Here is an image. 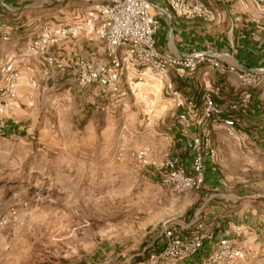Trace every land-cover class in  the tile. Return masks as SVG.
Wrapping results in <instances>:
<instances>
[{"label": "rangeland", "instance_id": "1", "mask_svg": "<svg viewBox=\"0 0 264 264\" xmlns=\"http://www.w3.org/2000/svg\"><path fill=\"white\" fill-rule=\"evenodd\" d=\"M4 4L20 8L24 20L55 22L88 6L87 0H0V13ZM79 46L91 47L86 38ZM38 78L35 105L22 104L0 122V264H139L163 222H189L197 213L216 231L228 222L241 226L238 242L253 249L241 264H264L263 154L218 131V160L206 184L180 197L161 187L135 154L149 147L161 158L171 147L185 155L170 99L164 91L156 97L161 82L148 86L157 102L148 125L144 103L129 91L105 96L96 85L52 87Z\"/></svg>", "mask_w": 264, "mask_h": 264}, {"label": "built area", "instance_id": "2", "mask_svg": "<svg viewBox=\"0 0 264 264\" xmlns=\"http://www.w3.org/2000/svg\"><path fill=\"white\" fill-rule=\"evenodd\" d=\"M87 2L84 10L74 9L71 20L65 22L45 16L24 20L20 8L3 5L0 122L11 118L22 104L35 105L38 74H42V79L52 82V87L60 81H69L76 86L96 85L105 96H120L129 91L144 103V120L149 125L157 102L148 86L161 82L162 91L173 105L171 122L181 126L184 141L180 151L185 155L175 154L169 147L159 158L149 147H142L135 152L136 157L145 168L156 173L161 187L178 196L186 198L201 190L208 169L218 160L213 139L215 125H222L239 145L249 148V134L238 128L237 113L247 112L253 101L252 89L264 83V65L245 67L228 63L225 53L211 49L173 55L158 47L160 16H170L167 9L187 19L213 21L215 11L206 0ZM252 2L264 17V0ZM12 16L13 22L9 20ZM19 29L21 33L15 37ZM81 38L91 45L85 52L82 46L77 48ZM202 65L221 74L235 75L241 91L227 99L219 85L205 91L201 106L188 99L175 86L171 72L184 79ZM198 214L189 222H163L160 233L146 247L147 259L139 264H241L252 256L251 246L241 245L237 240L245 232L241 226L228 222L224 232L216 231L212 223Z\"/></svg>", "mask_w": 264, "mask_h": 264}, {"label": "crops", "instance_id": "3", "mask_svg": "<svg viewBox=\"0 0 264 264\" xmlns=\"http://www.w3.org/2000/svg\"><path fill=\"white\" fill-rule=\"evenodd\" d=\"M206 2L215 11L213 21L187 19L167 9L170 16H160L158 47L173 55L211 49L225 53L228 63L245 67L264 65V17L252 0ZM170 76L183 95L200 106L203 104V95L209 88L220 85L222 94L227 99L234 98L242 89L235 75L221 74L206 65L198 67L184 79L176 77L173 71ZM252 93L253 101L247 112L237 113V125L249 134V148L264 155V83L252 89ZM162 94L163 91L156 92V97H162ZM218 131H225L222 125H215L214 143Z\"/></svg>", "mask_w": 264, "mask_h": 264}]
</instances>
